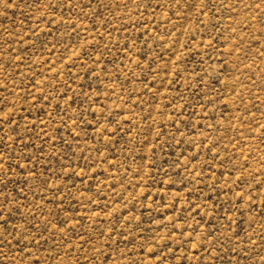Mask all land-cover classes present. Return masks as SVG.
I'll return each mask as SVG.
<instances>
[{
	"label": "rangeland",
	"instance_id": "obj_1",
	"mask_svg": "<svg viewBox=\"0 0 264 264\" xmlns=\"http://www.w3.org/2000/svg\"><path fill=\"white\" fill-rule=\"evenodd\" d=\"M0 264H264V0H0Z\"/></svg>",
	"mask_w": 264,
	"mask_h": 264
}]
</instances>
